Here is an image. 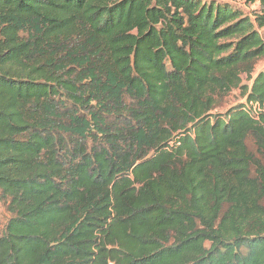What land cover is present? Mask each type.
<instances>
[{
	"label": "trees",
	"instance_id": "1",
	"mask_svg": "<svg viewBox=\"0 0 264 264\" xmlns=\"http://www.w3.org/2000/svg\"><path fill=\"white\" fill-rule=\"evenodd\" d=\"M244 1L0 0V264H264Z\"/></svg>",
	"mask_w": 264,
	"mask_h": 264
},
{
	"label": "rangeland",
	"instance_id": "2",
	"mask_svg": "<svg viewBox=\"0 0 264 264\" xmlns=\"http://www.w3.org/2000/svg\"><path fill=\"white\" fill-rule=\"evenodd\" d=\"M211 1V0H209ZM216 1H220V2H228L231 5L240 8L242 10H244L247 13H250L253 9H258V5L257 4H248L246 3L244 0H216ZM264 68V60L260 61L256 67V70L254 72V76H256L262 69ZM244 83H250L248 81V79L245 77L244 78ZM242 102V97L240 95V91L235 90L230 97L228 98V100L225 102V104L223 106L220 107V109H218V111H225L226 109H228L229 107ZM0 213H2V207L0 205Z\"/></svg>",
	"mask_w": 264,
	"mask_h": 264
}]
</instances>
